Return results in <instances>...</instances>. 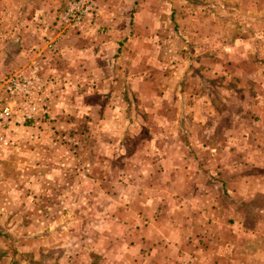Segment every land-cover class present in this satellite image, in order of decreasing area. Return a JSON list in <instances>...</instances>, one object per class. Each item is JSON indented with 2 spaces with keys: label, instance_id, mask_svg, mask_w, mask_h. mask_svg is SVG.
<instances>
[{
  "label": "crops",
  "instance_id": "1",
  "mask_svg": "<svg viewBox=\"0 0 264 264\" xmlns=\"http://www.w3.org/2000/svg\"><path fill=\"white\" fill-rule=\"evenodd\" d=\"M65 1L0 0L56 81L0 150V264H264V0Z\"/></svg>",
  "mask_w": 264,
  "mask_h": 264
},
{
  "label": "built area",
  "instance_id": "2",
  "mask_svg": "<svg viewBox=\"0 0 264 264\" xmlns=\"http://www.w3.org/2000/svg\"><path fill=\"white\" fill-rule=\"evenodd\" d=\"M96 0H69L61 20L64 28L81 30L96 9ZM48 48L53 50L54 43ZM41 64L30 61L8 74H0V150L13 144L12 126L24 125L46 112L54 77L41 73Z\"/></svg>",
  "mask_w": 264,
  "mask_h": 264
},
{
  "label": "rangeland",
  "instance_id": "3",
  "mask_svg": "<svg viewBox=\"0 0 264 264\" xmlns=\"http://www.w3.org/2000/svg\"><path fill=\"white\" fill-rule=\"evenodd\" d=\"M185 1H187V0H185ZM68 2H69V0H66L65 2H63V4L61 5V7H60V5H59V7H60V13H61V17H62V14L64 13V11L66 10V7H67V5H68ZM96 10V9H95ZM94 10V11H95ZM170 11H173V14H174V9L173 8H170L169 9ZM225 10L227 11V18H229V19H234L235 17H236V15H235V12H236V9H235V7L232 5V3L231 2H229L228 4H227V6L225 7ZM60 15V14H59ZM93 14H91L90 16H88V18L86 19V20H88L91 16H92ZM177 25H175V32H177L178 31V29H177ZM6 28H10V25H4V27H3V29H6ZM62 28L63 29H65V31L66 30H68V29H66V28H64V25H63V22H62ZM69 29H74V30H77V29H75V28H69ZM84 29V28H83ZM82 30V29H81ZM77 31H79V30H77ZM4 42H6V40L4 41ZM6 46V45H5ZM4 53H6V52H4ZM3 54V53H2ZM14 60H15V58L11 55V53H8V55L7 56H3L2 57V55H0V64H1V66H0V74H8V73H11V68L13 69V68H16V69H18V68H20V66L22 65L21 63H19V64H16V63H14ZM22 67V66H21ZM15 69V70H16ZM15 70H13V71H15ZM8 71H10V72H8ZM12 71V72H13ZM49 76V75H48ZM41 113H39L38 115H40ZM38 115L36 116V117H38ZM36 119V118H35ZM33 121V120H32ZM29 122H31V121H28L27 123H25L24 125H26V124H29ZM13 139H14V137H13ZM1 253H3V251L2 250H0V254ZM3 255V254H2Z\"/></svg>",
  "mask_w": 264,
  "mask_h": 264
}]
</instances>
